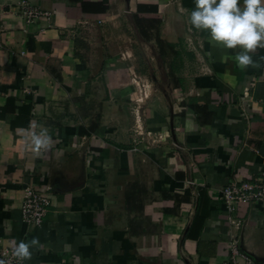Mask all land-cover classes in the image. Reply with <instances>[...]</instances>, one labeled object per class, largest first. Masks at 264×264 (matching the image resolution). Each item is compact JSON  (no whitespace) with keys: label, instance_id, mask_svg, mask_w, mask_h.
<instances>
[{"label":"crops","instance_id":"crops-1","mask_svg":"<svg viewBox=\"0 0 264 264\" xmlns=\"http://www.w3.org/2000/svg\"><path fill=\"white\" fill-rule=\"evenodd\" d=\"M89 1L108 15L0 0L1 241L37 238L24 264H223L234 243L238 264H264V206L229 214L222 200L264 166V48L242 68L238 48L191 25L195 0H157L158 40L192 43L205 66L188 98L180 85L143 94L138 45L154 31L139 32L136 0ZM29 5L51 16L27 23ZM42 131L51 144L37 153ZM29 186L50 187L40 227L21 219Z\"/></svg>","mask_w":264,"mask_h":264},{"label":"clouds","instance_id":"clouds-1","mask_svg":"<svg viewBox=\"0 0 264 264\" xmlns=\"http://www.w3.org/2000/svg\"><path fill=\"white\" fill-rule=\"evenodd\" d=\"M190 23L196 30H204L210 38L227 49H239L236 62L240 67L254 64L252 53L264 48V0H195ZM51 138L46 131L32 135L33 150L37 153L50 147ZM39 243L19 241L12 255L19 261L32 257V247ZM0 264H4L0 260Z\"/></svg>","mask_w":264,"mask_h":264},{"label":"built area","instance_id":"built-area-1","mask_svg":"<svg viewBox=\"0 0 264 264\" xmlns=\"http://www.w3.org/2000/svg\"><path fill=\"white\" fill-rule=\"evenodd\" d=\"M23 15L27 23L35 22L40 17H50L51 12L34 6L24 7ZM21 204V219L24 223L42 226L52 204L50 187L40 190L33 186L27 187ZM222 200L229 214L237 213L244 205L264 206V166L246 178H233L222 189ZM15 244H5L1 241L0 227V260L4 264H24L12 255ZM231 256L223 264H238L240 249L236 243L231 248Z\"/></svg>","mask_w":264,"mask_h":264},{"label":"rangeland","instance_id":"rangeland-1","mask_svg":"<svg viewBox=\"0 0 264 264\" xmlns=\"http://www.w3.org/2000/svg\"><path fill=\"white\" fill-rule=\"evenodd\" d=\"M133 19L136 24L135 13ZM137 26V24H136ZM139 32L141 29L137 26ZM152 34V41L149 37L148 43L151 46L138 45L137 54V67L140 72L146 73V78H139L142 86V93L145 94L144 86H148V95L152 92V88L160 87L169 89L181 86L184 89V94L188 98L189 93H192L195 84V75L201 69H204L205 64L200 63L198 60V52L192 43L170 44L165 41H160L155 35ZM142 36V35H141ZM154 37V38H153ZM156 39V40H155ZM187 93V94H186ZM171 93H169V96ZM143 112L137 111V118L139 119L141 129H145Z\"/></svg>","mask_w":264,"mask_h":264},{"label":"trees","instance_id":"trees-1","mask_svg":"<svg viewBox=\"0 0 264 264\" xmlns=\"http://www.w3.org/2000/svg\"><path fill=\"white\" fill-rule=\"evenodd\" d=\"M81 12L83 15H96L97 18H105L108 15L109 5L104 4L102 1L92 2L89 0L80 1ZM135 18L136 24L141 29V34L144 37L149 36L150 30L158 29L162 22V15L159 12L157 0H136ZM131 197H127V205L132 207Z\"/></svg>","mask_w":264,"mask_h":264}]
</instances>
